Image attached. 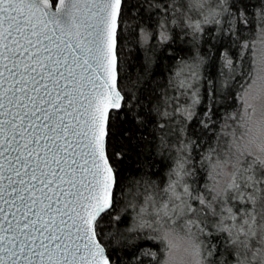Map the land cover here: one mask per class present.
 Segmentation results:
<instances>
[{
	"label": "snow or ice",
	"instance_id": "1",
	"mask_svg": "<svg viewBox=\"0 0 264 264\" xmlns=\"http://www.w3.org/2000/svg\"><path fill=\"white\" fill-rule=\"evenodd\" d=\"M251 92L264 0H0V264H264V164L211 175Z\"/></svg>",
	"mask_w": 264,
	"mask_h": 264
},
{
	"label": "clouds",
	"instance_id": "2",
	"mask_svg": "<svg viewBox=\"0 0 264 264\" xmlns=\"http://www.w3.org/2000/svg\"><path fill=\"white\" fill-rule=\"evenodd\" d=\"M248 103L251 109L241 121V127L236 129L233 152L241 153L233 160L217 163L212 171L213 190L222 193L233 183L235 170L239 167V161L245 156L264 164V92L259 98L256 92L249 93ZM167 250L162 264H200L197 254V242L184 232L167 230Z\"/></svg>",
	"mask_w": 264,
	"mask_h": 264
},
{
	"label": "trees",
	"instance_id": "3",
	"mask_svg": "<svg viewBox=\"0 0 264 264\" xmlns=\"http://www.w3.org/2000/svg\"><path fill=\"white\" fill-rule=\"evenodd\" d=\"M150 43H154V41H151ZM128 47L134 50L133 55L137 58V63H138L139 59L143 57V50L139 46V37L138 36L133 37L130 41H128ZM214 71H218V68L215 69ZM135 78H136V73L133 72L132 79L135 80ZM152 153L154 156L155 155V145H152ZM156 160L158 161L159 158L157 157ZM140 177H141V173L138 167L135 165V162H133L128 168V175L125 181L127 187L129 188L134 187V185L132 184V181L139 180ZM138 247L141 249L156 250L153 243L150 241H143L138 245ZM142 259L144 260V264H152V262L148 258H142Z\"/></svg>",
	"mask_w": 264,
	"mask_h": 264
}]
</instances>
